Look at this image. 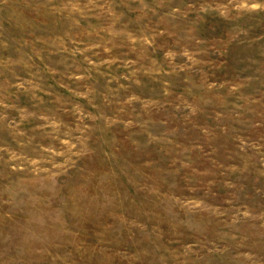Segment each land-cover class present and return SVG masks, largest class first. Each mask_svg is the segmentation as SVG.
Here are the masks:
<instances>
[{
    "label": "rangeland",
    "instance_id": "1",
    "mask_svg": "<svg viewBox=\"0 0 264 264\" xmlns=\"http://www.w3.org/2000/svg\"><path fill=\"white\" fill-rule=\"evenodd\" d=\"M0 264H264V0H0Z\"/></svg>",
    "mask_w": 264,
    "mask_h": 264
}]
</instances>
